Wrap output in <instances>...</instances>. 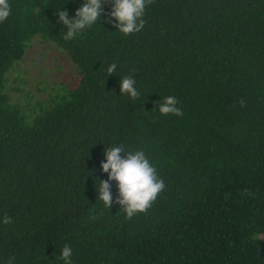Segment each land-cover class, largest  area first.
<instances>
[{
    "label": "trees",
    "instance_id": "1",
    "mask_svg": "<svg viewBox=\"0 0 264 264\" xmlns=\"http://www.w3.org/2000/svg\"><path fill=\"white\" fill-rule=\"evenodd\" d=\"M9 2L0 218L13 222H0V264H63L65 244L73 264H264V0H153L128 36L105 0L101 19L69 41L58 12L75 18L85 0ZM35 37L61 53L65 73L21 102L8 73ZM125 76L140 99L122 95ZM167 96L182 116L159 112ZM111 146L125 158L144 151L165 183L131 219L115 203L118 182L111 208L98 199Z\"/></svg>",
    "mask_w": 264,
    "mask_h": 264
},
{
    "label": "clouds",
    "instance_id": "2",
    "mask_svg": "<svg viewBox=\"0 0 264 264\" xmlns=\"http://www.w3.org/2000/svg\"><path fill=\"white\" fill-rule=\"evenodd\" d=\"M105 0H85L83 5L75 13V18H71L69 13L59 10L58 21L67 28L64 40L75 39L78 34L86 28L96 24L103 14ZM153 0H113L111 17L118 23V31L125 36L134 34L143 29L145 20L143 16L145 9ZM12 15V6L9 0H0V23H4ZM111 22V21H109ZM117 65L111 64L107 68L108 76L116 72ZM122 95L129 96L133 101L140 99L141 93L136 87V80L132 76H125L120 81ZM178 100L174 96L164 97L160 102L159 112L162 115L182 116L183 111L178 107ZM241 106H245V101L241 99ZM125 149L123 146H111L105 149L106 162H102L103 172L108 173L109 180H100L97 190L98 199L104 206L111 208L114 200L109 181L118 182L119 194L115 203L122 206L126 217L131 219L138 213H146L164 190L165 183L158 176L157 169L150 163L146 154L142 150L127 151L126 158L121 154ZM3 224H11L12 217L4 215L0 218ZM73 250L65 244L61 250L60 259L63 264H73ZM15 257L9 259L8 264H13Z\"/></svg>",
    "mask_w": 264,
    "mask_h": 264
},
{
    "label": "rangeland",
    "instance_id": "3",
    "mask_svg": "<svg viewBox=\"0 0 264 264\" xmlns=\"http://www.w3.org/2000/svg\"><path fill=\"white\" fill-rule=\"evenodd\" d=\"M65 60L61 53L54 50L53 47L41 43L35 37L30 43L26 56L16 65L13 71L8 73L7 84L18 87L20 91L15 92L16 96H21V102L24 101V93H29L34 99L45 96L43 90L45 84L52 83L54 80H60L63 76ZM60 72L61 76H57ZM18 75V80L13 77Z\"/></svg>",
    "mask_w": 264,
    "mask_h": 264
}]
</instances>
